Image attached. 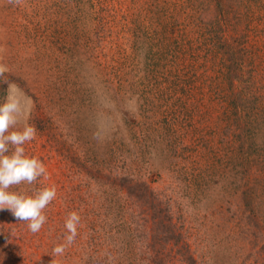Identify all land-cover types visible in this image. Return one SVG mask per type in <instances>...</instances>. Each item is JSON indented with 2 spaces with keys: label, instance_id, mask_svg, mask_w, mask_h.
<instances>
[{
  "label": "rangeland",
  "instance_id": "374dc122",
  "mask_svg": "<svg viewBox=\"0 0 264 264\" xmlns=\"http://www.w3.org/2000/svg\"><path fill=\"white\" fill-rule=\"evenodd\" d=\"M0 64L57 190L0 264H264V0H0Z\"/></svg>",
  "mask_w": 264,
  "mask_h": 264
},
{
  "label": "clouds",
  "instance_id": "9594fccd",
  "mask_svg": "<svg viewBox=\"0 0 264 264\" xmlns=\"http://www.w3.org/2000/svg\"><path fill=\"white\" fill-rule=\"evenodd\" d=\"M7 71V67L0 64V77ZM5 83L8 95L0 104V211L8 210L15 220L26 223L28 230L36 234L47 222L44 210L56 199L57 190L51 186L10 191L20 185L32 186L41 178L46 179L48 173L40 159L26 155L24 145L35 139L37 129L28 124L16 129L23 109L20 99L11 91L17 86L8 80ZM79 223L80 216L70 213L64 224V242L52 249L53 256H62L75 243ZM51 264L57 261L52 259Z\"/></svg>",
  "mask_w": 264,
  "mask_h": 264
},
{
  "label": "trees",
  "instance_id": "16d2710c",
  "mask_svg": "<svg viewBox=\"0 0 264 264\" xmlns=\"http://www.w3.org/2000/svg\"><path fill=\"white\" fill-rule=\"evenodd\" d=\"M2 96V94L0 93V97Z\"/></svg>",
  "mask_w": 264,
  "mask_h": 264
}]
</instances>
